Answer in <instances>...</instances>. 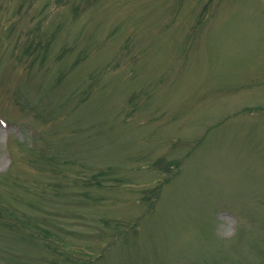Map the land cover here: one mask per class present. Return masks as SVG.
Segmentation results:
<instances>
[{
	"label": "rangeland",
	"instance_id": "1",
	"mask_svg": "<svg viewBox=\"0 0 264 264\" xmlns=\"http://www.w3.org/2000/svg\"><path fill=\"white\" fill-rule=\"evenodd\" d=\"M0 264H264V0H0Z\"/></svg>",
	"mask_w": 264,
	"mask_h": 264
}]
</instances>
